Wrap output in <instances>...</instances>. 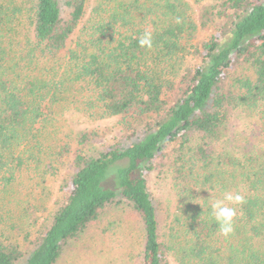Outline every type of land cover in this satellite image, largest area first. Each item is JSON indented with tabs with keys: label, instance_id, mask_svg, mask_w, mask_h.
Here are the masks:
<instances>
[{
	"label": "trees",
	"instance_id": "16d2710c",
	"mask_svg": "<svg viewBox=\"0 0 264 264\" xmlns=\"http://www.w3.org/2000/svg\"><path fill=\"white\" fill-rule=\"evenodd\" d=\"M190 4L0 0V264H57L110 213L136 241L108 264H264V0ZM234 113L263 121L240 140ZM229 192L225 236L211 205Z\"/></svg>",
	"mask_w": 264,
	"mask_h": 264
},
{
	"label": "rangeland",
	"instance_id": "374dc122",
	"mask_svg": "<svg viewBox=\"0 0 264 264\" xmlns=\"http://www.w3.org/2000/svg\"><path fill=\"white\" fill-rule=\"evenodd\" d=\"M191 4L193 12L195 15L198 14V9L202 6H210L212 4L218 3L220 0H188ZM206 34V32H200L198 37L201 40ZM251 115V114H250ZM249 114H237L234 113L230 119L231 130L239 133V139L247 138L250 131L255 128L258 124H261V115H251ZM80 126H95L97 128H102L106 130V134L102 141L119 135V130L115 125L114 118L104 119L99 122H92L86 120L80 115H74ZM260 118V119H259ZM263 121V120H262ZM259 127V126H258ZM251 137V136H250ZM252 138V137H251ZM68 173V170H63V174ZM62 177V176H61ZM60 175H53L51 178V188L52 191L56 192L52 195L51 200L48 204V209L42 212V216L48 215L54 206L52 202L55 200L57 195L58 183L61 180ZM149 186L153 192L156 199L161 200L163 208L166 209L170 202L173 201V194L171 193L172 187L169 183L167 177L160 176L156 171L152 172L148 176ZM172 205V204H170ZM171 207V206H170ZM120 212V211H119ZM104 215L103 220L100 222V226H91L84 234L76 240H72L67 244L64 253L62 254L60 260L57 264H108L110 257L113 260L119 259L123 256L124 251L131 250L134 242L133 231H126V223L128 219L126 215L115 213ZM111 218H116L120 221V225H114L111 229L103 232V228H106L107 221ZM124 221V222H123ZM127 249H126V248ZM125 251V253H126ZM115 264H121L116 262Z\"/></svg>",
	"mask_w": 264,
	"mask_h": 264
},
{
	"label": "clouds",
	"instance_id": "9594fccd",
	"mask_svg": "<svg viewBox=\"0 0 264 264\" xmlns=\"http://www.w3.org/2000/svg\"><path fill=\"white\" fill-rule=\"evenodd\" d=\"M141 46H152V37L150 32H145L143 37L139 41ZM225 201L234 204H240L244 202V197L240 194L233 195L232 193H225L222 199L215 200L212 207V215L219 226L221 234L227 236L233 230V218L236 215V210L233 207H229Z\"/></svg>",
	"mask_w": 264,
	"mask_h": 264
}]
</instances>
